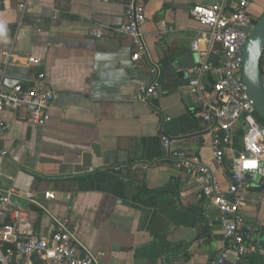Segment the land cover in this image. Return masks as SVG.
Masks as SVG:
<instances>
[{
  "label": "crops",
  "instance_id": "0c3cea01",
  "mask_svg": "<svg viewBox=\"0 0 264 264\" xmlns=\"http://www.w3.org/2000/svg\"><path fill=\"white\" fill-rule=\"evenodd\" d=\"M29 1L25 11L15 2L0 7V25L7 30L0 35V64L4 47L14 42L16 51L4 88L27 86L44 73L55 95L43 127L23 121L22 113L0 111V122L9 126L0 139V199L11 189L29 192L46 211L26 201V207L15 205L23 214L15 219L6 213L0 227L45 236L57 221H68L79 255L87 251L100 264H209L223 246L220 213L200 195L192 175L171 166L161 139L214 164L204 106L188 87L198 60L190 42L207 30L190 9L219 0H144L146 56L136 62L131 39L113 32L133 0ZM249 1L257 20L264 0ZM182 56L191 68L183 61L176 69L169 61ZM29 57L38 63L28 64ZM151 67L157 69L159 96L141 102ZM262 81L264 87V76ZM237 140L240 148L225 151L223 166L213 165L223 189L241 149ZM136 163L149 167L130 171ZM116 166L123 170L113 173ZM255 176L260 181H248L243 218L244 231L257 240L264 229V167ZM225 264H264V258L229 257Z\"/></svg>",
  "mask_w": 264,
  "mask_h": 264
},
{
  "label": "built area",
  "instance_id": "2783aa9c",
  "mask_svg": "<svg viewBox=\"0 0 264 264\" xmlns=\"http://www.w3.org/2000/svg\"><path fill=\"white\" fill-rule=\"evenodd\" d=\"M8 2H15L22 11L30 4L29 0H0V7ZM249 6V0H219L212 5H195L190 9V15L207 29L190 42L191 51L198 60L189 71L188 87L204 106L202 118L207 132L212 136L213 165L222 167L225 151L233 147L235 140L241 141V149L230 164L226 189L219 185L213 165L175 149L168 137L163 136L161 139L171 166L192 175L200 195L220 213L223 246L209 264H225L229 257L243 258L250 254L264 258V245H259L251 232L244 231L243 218L247 173H257L261 164H264V121L258 119L253 102L242 83L243 49L256 21ZM145 21L144 0H133L125 10V22L113 29L114 33L131 39V60L134 62L146 56L141 30ZM93 36L99 39L101 32H94ZM216 45L219 46L217 51L214 49ZM212 54L218 57L216 65L209 61ZM2 56L0 111L22 113L23 121L43 127L50 119L49 110L55 95L45 74H37L27 86L18 83L11 89H5L7 68L16 56L14 42L3 48ZM27 63L37 64L38 60L29 57ZM149 74L150 82L143 85L139 92L141 102H150L159 96L157 69L151 67ZM8 130L9 126L0 122V139ZM148 167L145 163H136L128 169L136 171ZM122 170L121 166H116L112 172L119 173ZM44 196L47 199L54 198L53 193H45ZM12 197L38 205L46 211L31 193L11 189L4 192L0 199V221L6 213L15 219L23 214L20 207L11 203ZM80 247L68 221H57L56 226L45 236L23 234L12 225L0 227V264H20L18 259L21 258L28 259L27 264H32L29 261L32 257H37L42 264H100L87 251L81 257Z\"/></svg>",
  "mask_w": 264,
  "mask_h": 264
},
{
  "label": "water",
  "instance_id": "95a60500",
  "mask_svg": "<svg viewBox=\"0 0 264 264\" xmlns=\"http://www.w3.org/2000/svg\"><path fill=\"white\" fill-rule=\"evenodd\" d=\"M264 54V12L256 20L253 25L246 44L243 49V68H242V83L246 87V93L249 99L252 100L255 111L260 119L264 121V87L260 74V60ZM184 56L172 57L169 61L176 69L181 68V63L185 61L186 66L191 68L192 62H187ZM211 60L216 62L217 56H212ZM183 74H179L182 77ZM245 127V124L243 125ZM264 164H261L262 168ZM255 173H247L246 179L253 181ZM264 190V184L261 185ZM11 203L17 206L26 207V201L19 202L17 198L12 197ZM259 245H264V229H260L257 237Z\"/></svg>",
  "mask_w": 264,
  "mask_h": 264
},
{
  "label": "trees",
  "instance_id": "16d2710c",
  "mask_svg": "<svg viewBox=\"0 0 264 264\" xmlns=\"http://www.w3.org/2000/svg\"><path fill=\"white\" fill-rule=\"evenodd\" d=\"M256 22V21H255ZM255 24V23H254ZM260 74H261V77L263 78V76H264V54H263V56H262V58H261V60H260ZM258 119L260 120V121H262L259 117H258ZM242 134V130H240L239 131V135H241ZM239 140H235V143H234V146L236 147V148H240L239 147ZM34 264H41L40 263V261H34Z\"/></svg>",
  "mask_w": 264,
  "mask_h": 264
},
{
  "label": "clouds",
  "instance_id": "9594fccd",
  "mask_svg": "<svg viewBox=\"0 0 264 264\" xmlns=\"http://www.w3.org/2000/svg\"><path fill=\"white\" fill-rule=\"evenodd\" d=\"M6 27H4L3 25H0V35H6Z\"/></svg>",
  "mask_w": 264,
  "mask_h": 264
},
{
  "label": "rangeland",
  "instance_id": "374dc122",
  "mask_svg": "<svg viewBox=\"0 0 264 264\" xmlns=\"http://www.w3.org/2000/svg\"><path fill=\"white\" fill-rule=\"evenodd\" d=\"M256 181H260L259 176H255L253 183H255ZM253 183L252 182H249V185L250 186H253Z\"/></svg>",
  "mask_w": 264,
  "mask_h": 264
}]
</instances>
